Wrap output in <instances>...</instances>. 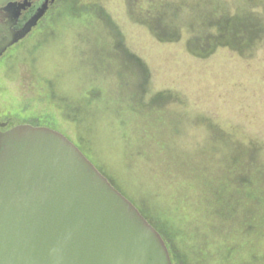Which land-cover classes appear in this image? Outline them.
Returning a JSON list of instances; mask_svg holds the SVG:
<instances>
[{
    "label": "rangeland",
    "instance_id": "obj_1",
    "mask_svg": "<svg viewBox=\"0 0 264 264\" xmlns=\"http://www.w3.org/2000/svg\"><path fill=\"white\" fill-rule=\"evenodd\" d=\"M151 1L174 3L175 39L151 25L150 0H57L0 59V122L66 136L172 264H264V0ZM208 1L229 32L249 20L255 40L194 51L190 34L206 31L179 28L193 12H174L198 3L210 23Z\"/></svg>",
    "mask_w": 264,
    "mask_h": 264
},
{
    "label": "water",
    "instance_id": "obj_2",
    "mask_svg": "<svg viewBox=\"0 0 264 264\" xmlns=\"http://www.w3.org/2000/svg\"><path fill=\"white\" fill-rule=\"evenodd\" d=\"M0 264L172 260L161 234L73 142L20 125L0 132Z\"/></svg>",
    "mask_w": 264,
    "mask_h": 264
},
{
    "label": "trees",
    "instance_id": "obj_3",
    "mask_svg": "<svg viewBox=\"0 0 264 264\" xmlns=\"http://www.w3.org/2000/svg\"><path fill=\"white\" fill-rule=\"evenodd\" d=\"M150 5L152 6V8H150L148 10H146L142 5H140L141 8H139V9H140V11L146 10L150 13V18H151L150 23L152 26L157 27V28H161L167 32V30L170 28V24L168 22H171L174 18L177 19L176 16L168 13V12H172L171 11L173 9L172 5H174V3H172V2L168 3L166 1H164V2H160L159 4H157L155 2L153 3V1L150 0ZM209 5H210L209 12H210V15L212 17V18L208 17V20H211L210 23H208L206 21V17H204V19H203L202 16H196V14H197L196 12H198L199 9H202V6L200 7V5L198 3H196L194 5V7H191V6L190 7L189 6L184 7L183 6V9H182V6H177V8L175 6L177 11L174 13L181 11V14H182L183 11H185L186 9L193 12L191 14L192 15L191 17L190 16L186 17L185 19H182V21L180 20L181 22L176 24V25H179V28H181L182 23H184L183 27H188L189 31L199 33L202 29V30L206 31V33H207L204 35L201 32H200L201 35L190 34L191 36L196 35L195 37H193L190 40V43L193 46L197 47V48H192V49H194V51H199L201 49H205L204 52H207L208 50H210L212 48V42L213 41L215 42L218 39V37H221L225 41H228V44L230 46L239 45L241 47L244 45L243 44L244 38L254 37L253 40H249V43H251L252 41L255 40V35L250 32V23H249L250 21L249 20L240 19V18L236 19L235 18V21H234L235 24H234L233 29L236 32L235 33L229 32L228 22L224 16H222V18H219L217 20L214 18V16H216V15H214V11H218L219 10L218 8L221 7L220 4H218V1H216L213 6H212L211 2L208 1L207 7H209ZM224 10H226V9L221 8V10L218 12L222 13ZM151 11H152V13H151ZM153 12L154 13L158 12V14H156V16H155L153 14ZM223 15H225V14H223ZM193 16H195V17H193ZM251 20H252V22H256V19L251 18ZM172 34H174V35H172ZM175 35L179 36L177 31L169 30L163 36L164 37L167 36L171 39H173V38L175 39L176 38Z\"/></svg>",
    "mask_w": 264,
    "mask_h": 264
},
{
    "label": "flooded vegetation",
    "instance_id": "obj_4",
    "mask_svg": "<svg viewBox=\"0 0 264 264\" xmlns=\"http://www.w3.org/2000/svg\"><path fill=\"white\" fill-rule=\"evenodd\" d=\"M56 1L9 0L0 6V59L6 56L13 47L25 40L39 26L40 22L52 10ZM20 37L21 39L18 40ZM11 42L14 43L10 45ZM11 128L13 127L6 128L5 123L0 122V132Z\"/></svg>",
    "mask_w": 264,
    "mask_h": 264
}]
</instances>
